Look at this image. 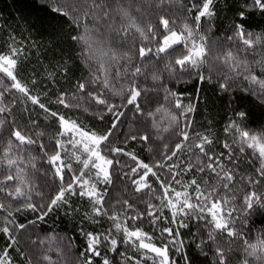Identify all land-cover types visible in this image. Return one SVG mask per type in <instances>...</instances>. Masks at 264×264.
Here are the masks:
<instances>
[{"label": "snow or ice", "instance_id": "snow-or-ice-1", "mask_svg": "<svg viewBox=\"0 0 264 264\" xmlns=\"http://www.w3.org/2000/svg\"><path fill=\"white\" fill-rule=\"evenodd\" d=\"M43 2L54 18H61L64 23L82 29L78 34L72 35L71 40L82 44V58L90 68V79L78 81L76 91L71 94L73 99L83 94L88 100L87 106L79 102L73 104L66 92H61L52 103L64 108L82 109L84 112L91 110V114L100 122H104L106 116L110 120L107 129L100 132L85 128L77 120L53 110L42 102L41 94H33L17 75L24 49L9 45L7 53L0 52V115L11 114L17 103L16 94H19L26 102L38 107L45 119L52 118L58 124L51 142L46 143L39 139L42 132L36 133L37 138L34 139L15 120H8L6 115L5 119H0V131L7 124L8 137L6 141L0 137V213L4 214L0 219V234L8 241L0 252V264H13L9 250L17 248L15 233L26 227L17 223L16 213L36 214V219L29 222L36 224L61 208L66 210V214H70L68 210L79 211L72 208V197L89 202L91 212L84 213L86 219L99 223L97 217H106L112 222L111 228L104 232L84 233L81 229L87 238V246L80 253L84 257L83 264H94V258L102 256V246L108 252L119 255L124 264H142L145 259L151 260L152 264H178L173 253L180 254L184 264H192L184 251V242L180 239V229L189 228L190 220L202 222V227L207 229V242L216 243L217 234H226L233 239L240 237L241 234L234 227L236 217L233 216L238 209L231 206L236 198V185H244L239 209L242 216L246 218L255 211L264 210V192L257 190L258 187H264V128L259 133L250 131L246 121L251 112L237 111L235 115L238 119H231L224 129L225 133L233 136L232 143L224 142L222 148L227 152L217 153L214 140L209 135L199 132L190 134L193 122L189 114L195 112V105H185L179 94L168 88L164 89L165 100L171 98L176 112L163 105L156 108L155 112H146L141 103L142 96L148 91L139 82V78L145 74L141 64L146 66L177 53L174 61L165 64L170 75L177 71L191 75L194 70L200 83L205 80L211 82V50L208 36L200 28L202 19L211 20L216 15L215 0H193L191 6L185 9L189 14L195 11L193 23L185 21L179 28L175 19L164 15H160L157 22L149 21L146 26H142L133 15V0H128V3L124 0ZM165 2L166 0H160L159 6ZM134 10L141 11L139 7ZM257 11L264 15V0H246L236 8L238 19L234 22V31L239 41L238 47L245 53L255 52L258 47L264 48V33L254 35L245 27L249 16ZM116 17L126 23L116 27ZM101 27H106L109 35L106 36ZM113 32L121 42H126L129 35L133 36L128 51L121 54L112 47L110 33ZM228 39L232 40V37ZM137 59L140 63H134ZM216 59L226 65L235 76L256 85L252 94L258 95L261 105H264V59L257 61L261 75L256 74L255 68L247 59H241L238 53L230 50ZM205 66L209 67L207 76L202 71ZM63 71L66 74L67 69ZM49 76L54 83V73H49ZM5 78L9 83L5 82ZM151 78L154 82L161 79L155 73ZM231 78L225 76L219 83L222 91L230 90ZM36 83L33 78L31 84ZM43 95L46 96L47 93ZM110 97L119 98V102ZM261 111L264 113V108ZM128 112L132 113L134 120L137 116L150 118L151 127L155 130L154 139L162 142L155 148L149 147L151 163L140 159L135 152L119 146L136 140L146 145L153 142V136L147 131L134 129L127 134L123 132L121 125L125 123ZM157 113H162L167 119V127L161 128L155 119ZM31 123L34 127L37 126L36 120ZM172 129L176 130L173 135L178 139L165 141L163 134ZM233 144L239 146V155L234 151ZM246 149L251 152L242 158ZM33 151L39 155H33ZM121 156L129 157L135 163L129 171L123 172V177L130 181L134 193L146 192L149 196L145 201L144 211H139L136 204L127 199L122 200L119 210L106 200L108 187L113 185L114 168L129 167L118 159ZM38 161L47 164L48 170L38 168ZM74 164L78 167L74 168ZM244 165H248L252 171L244 172ZM30 170L40 171L45 177L51 174L55 186L51 188L47 198L29 178ZM189 173H192V177L185 180L184 177ZM200 174L203 175L202 180L197 178ZM208 174L215 178L214 184L209 183ZM101 185L106 187L102 189ZM221 189L224 194H221ZM34 195L40 198L39 203L34 201ZM153 199L159 203L154 204ZM12 202H16L15 206ZM117 203L121 201L118 200ZM165 210L170 217L165 215ZM161 221L175 227L161 228ZM137 222H147L150 230L146 231ZM157 229L158 234L153 231ZM157 238L162 241L159 245L155 242ZM204 243L202 236L197 247L207 256ZM121 244L131 247L140 256L120 252ZM244 244L247 256L264 260V237H257L254 243L244 240ZM230 251L231 249L226 251L217 245L213 251L216 257L214 264H229ZM43 259L51 264L50 256L45 255ZM101 264H113V261L105 255ZM242 264H249V260L244 259Z\"/></svg>", "mask_w": 264, "mask_h": 264}, {"label": "trees", "instance_id": "trees-1", "mask_svg": "<svg viewBox=\"0 0 264 264\" xmlns=\"http://www.w3.org/2000/svg\"><path fill=\"white\" fill-rule=\"evenodd\" d=\"M128 3V0H124ZM193 0H166L160 5V0H133V15L136 16L138 23L146 26L149 21L157 22L160 15L175 19L177 27L181 26L185 21L193 23L195 11L191 14L185 11L191 6ZM246 0H215L216 15L211 19H202L200 31L208 36V45L211 50L209 57V66L212 68V80L199 82L198 77L187 72L177 71L174 75H170L165 68V64L169 61H174L176 55L165 57L160 61L150 62L144 68V76L139 78L142 87L148 91L142 96V107L146 112H155L156 108L163 105L170 111L176 112L171 98L165 100V88L179 94L180 99L185 105L194 104L195 112L190 113L189 117L192 120V128L189 129L190 134L199 132L209 135L214 140V147L219 153L220 151L227 152L222 148L224 142L232 143L233 136L225 133L229 121L233 118L238 119L235 113L237 111L251 112L246 123L248 129L252 132L259 133L264 128V113L258 95H253L252 90L256 89V85H251L244 81L242 77H237L231 73L226 65L216 59L218 56H223L229 50L233 53H238L241 59H247L248 62L256 70L257 75H261L260 67L257 61L264 59V48H257L255 52H242L238 47V39L234 31V22L237 21L236 8ZM135 7L141 9L136 12ZM121 23H126L116 17L115 25L120 27ZM91 27V22H89ZM247 30H250L254 35L264 33V15L258 11L250 15L248 22L245 25ZM82 29H77L70 23H64L61 18H54L53 14L48 11L43 0H0V52L7 53L9 45L21 47L24 49V54L20 57V63L17 69L18 77L26 83L33 94H41L42 102L48 104L55 111L77 120L85 128L94 129L96 131H104L109 126L110 117L106 116L104 122H100L90 112H84L77 108H64L61 105L52 103L61 92L69 94L68 99L73 103L79 102L87 106L88 100L83 94L72 98V93L76 91L75 85L77 82H84L90 79V68L88 63L82 58V44L71 40V36L78 34ZM104 32V28L101 27ZM134 31V30H133ZM109 34H106V36ZM232 37V40L228 38ZM14 38V39H13ZM112 47L119 53L123 54L128 51L133 42V36L129 35L126 42H121L119 36L113 32L110 33ZM139 43V40L136 41ZM123 63V62H122ZM134 63H140L137 59ZM64 69H67L66 74ZM202 71L207 76L209 67L205 66ZM115 69H113V73ZM49 73H54L55 82ZM160 76L159 81H153L152 75ZM2 76V74H0ZM225 76H231L229 80L231 85L230 90L225 92L219 87V83L223 81ZM37 83L31 84L32 79ZM264 78V77H262ZM5 82L9 83L5 78ZM117 83V87H119ZM248 89V91H245ZM47 93L46 96L43 94ZM17 95V103L13 107L10 115L5 114L8 120H15L16 124L31 134L33 138L36 133L42 132L43 135L39 139L43 142H51L53 134L58 129L57 122L48 118L45 119L44 113L34 107L30 102H26L19 94ZM110 99L119 102V98L110 97ZM27 109V110H26ZM5 115H0V119H5ZM155 119L160 123L161 128L167 127L168 121L162 113H157ZM36 120L37 126H33L31 121ZM142 122V123H141ZM151 119L142 116H137L135 120L132 118V113H126L125 123L121 128L125 134L130 130L140 129L142 132L147 131L153 136L151 144H144L140 140L129 141L127 145L120 144V147H125L129 152H135L140 159L151 163V153L149 147L155 148L161 141H156L155 130L151 127ZM175 129L164 133L165 141L176 140L178 137L173 135ZM0 137L4 141L7 140V124L2 131ZM234 151L239 155V146L232 145ZM250 149H246L242 158L248 156ZM33 155H39L35 151ZM187 157H184L186 159ZM122 164H127L129 167L121 169L119 166L114 168L113 185L108 187V196L106 200L119 210L122 207V200L127 199L130 203H135L139 211H144L145 201L149 199L146 192L134 193L133 187L126 177H123L124 171H129L135 163L129 157H118ZM227 163V161H225ZM258 166V163L257 165ZM37 167L47 171L49 166L43 164L42 161L37 162ZM78 165L74 164V168ZM252 169L248 165H244V172H251ZM243 174V173H242ZM192 173L184 177L185 180L190 179ZM29 178L35 182L39 190L44 193L45 198L55 185L52 182L51 174L48 177L42 176L40 171H29ZM163 179L164 176L162 175ZM198 180L203 179V175L197 176ZM210 184H214L215 178L208 174ZM58 183V181H57ZM102 189L106 186L101 185ZM158 188V185L154 184ZM179 186H177L178 188ZM244 185L237 184L235 192V201L231 205L238 210L233 213L236 217L234 227L241 234L240 237L228 238L226 234H217L216 243L207 242V229L202 227V222L190 220L189 228L180 229V239L184 242V251L187 253L192 264H214L216 257L213 251L216 246L224 248L229 255V264H242L244 259L249 260V264H264V260H257L254 257L247 256L245 252L244 240L255 242L257 237H264V210H258L248 215L246 218L241 215L239 209L242 205V197L244 195ZM260 192H264V187H258ZM221 194H224L221 189ZM227 195L231 196V193ZM35 202H40V198L33 196ZM121 203H117V201ZM7 203V201H4ZM154 204L159 201L153 199ZM15 206L16 202H12ZM72 208L79 211H71L66 214L64 208L58 209L47 217L44 221H37L36 224L29 223L36 219V214L31 212L16 213L17 223L24 224L26 227L15 233L17 236V248L9 250V256L12 258L13 264H50L43 257L48 255L51 257V264H83L84 257L80 253L87 246V238L82 234L87 232H104L111 228V221L106 217H97L100 222L93 223L90 219L84 217V213L91 212V206L86 199L72 197ZM0 213V219L3 217ZM165 215L170 217V214L165 210ZM131 224L132 222L129 221ZM140 227L146 231L150 230L147 222H137ZM175 225H165L160 222V227ZM158 234V229L153 230ZM204 238V251L207 256L201 253L198 244L201 243V238ZM35 241V243H33ZM43 241V243H41ZM158 245L162 241L157 238L155 241ZM8 241L0 234V252L4 250ZM120 252H127L129 256H140L131 247L121 244ZM101 257L94 258V264H101L102 257H107L113 261V264H124L121 257L115 253L108 252L103 246L101 247ZM178 264H184L180 254L173 253ZM142 264H152L151 260L145 259Z\"/></svg>", "mask_w": 264, "mask_h": 264}, {"label": "rangeland", "instance_id": "rangeland-1", "mask_svg": "<svg viewBox=\"0 0 264 264\" xmlns=\"http://www.w3.org/2000/svg\"><path fill=\"white\" fill-rule=\"evenodd\" d=\"M104 28V32L106 33V34H108V30H107V28L106 27H103Z\"/></svg>", "mask_w": 264, "mask_h": 264}]
</instances>
